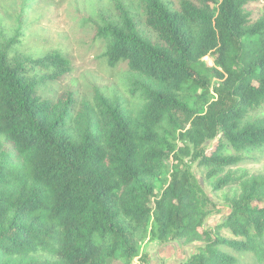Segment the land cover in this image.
Masks as SVG:
<instances>
[{
  "label": "trees",
  "instance_id": "trees-1",
  "mask_svg": "<svg viewBox=\"0 0 264 264\" xmlns=\"http://www.w3.org/2000/svg\"><path fill=\"white\" fill-rule=\"evenodd\" d=\"M258 1L138 0L134 14L116 2L95 39L109 67L138 78L132 104L98 95L82 110L70 91L40 94L71 60L17 50L21 3L14 28L0 21V264H147L146 239L197 244L181 264L259 253L264 179L222 175L264 155V7L255 20L247 11ZM193 166L214 191L240 187L209 229L223 206Z\"/></svg>",
  "mask_w": 264,
  "mask_h": 264
},
{
  "label": "rangeland",
  "instance_id": "rangeland-1",
  "mask_svg": "<svg viewBox=\"0 0 264 264\" xmlns=\"http://www.w3.org/2000/svg\"><path fill=\"white\" fill-rule=\"evenodd\" d=\"M116 2L130 9L133 14L139 13L138 0H0V21L6 28L15 27V17L20 13L21 7L24 9V31L17 50L34 57L59 52L71 60V72L58 82H50L40 87L42 96L57 98L70 91L78 102L75 110H82L79 105L84 100L95 102L98 95L132 104L131 89L138 78L129 72L124 63L109 67L101 57L103 43L95 39V29L101 21L114 19ZM263 7L264 0L250 3L247 6L250 18L257 19ZM204 60L209 64L213 63L210 57ZM256 112L263 113L264 104ZM192 168L210 200L223 206L220 213L206 219L204 228L209 229L229 214L227 206L239 196L240 187L232 184L220 191H214L215 177L208 178L204 168ZM227 173L244 181L254 177L264 179V155L245 158L224 169L222 175ZM196 245H181L177 242L159 245L156 241L146 239L141 253L148 255L147 264H181L195 253ZM260 246L257 254L235 253L237 261L246 264L264 262V240L258 245ZM161 248H165L163 252ZM135 263L141 264L137 259Z\"/></svg>",
  "mask_w": 264,
  "mask_h": 264
},
{
  "label": "crops",
  "instance_id": "crops-1",
  "mask_svg": "<svg viewBox=\"0 0 264 264\" xmlns=\"http://www.w3.org/2000/svg\"><path fill=\"white\" fill-rule=\"evenodd\" d=\"M165 248H161V251L163 252V250H164ZM163 258V257H162Z\"/></svg>",
  "mask_w": 264,
  "mask_h": 264
}]
</instances>
